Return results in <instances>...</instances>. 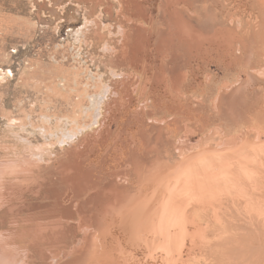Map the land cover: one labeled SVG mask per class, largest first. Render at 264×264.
Listing matches in <instances>:
<instances>
[{
  "label": "rangeland",
  "instance_id": "1",
  "mask_svg": "<svg viewBox=\"0 0 264 264\" xmlns=\"http://www.w3.org/2000/svg\"><path fill=\"white\" fill-rule=\"evenodd\" d=\"M263 69L264 0H0V264H264Z\"/></svg>",
  "mask_w": 264,
  "mask_h": 264
},
{
  "label": "bare ground",
  "instance_id": "2",
  "mask_svg": "<svg viewBox=\"0 0 264 264\" xmlns=\"http://www.w3.org/2000/svg\"><path fill=\"white\" fill-rule=\"evenodd\" d=\"M218 46H219V45H218ZM259 72H260V71H259ZM261 73H262V75L264 76V69L261 71ZM178 81H179V80H178ZM220 96H221V94H220ZM235 103H236V102H235ZM255 131H256V129H255ZM245 132H246V130H245ZM254 133H255V132H254ZM245 134H246V133H245ZM257 134H258V133H255V135H257ZM221 135H222V134H221ZM249 135H252V131L249 132ZM255 135H254V136H255ZM245 140H246V139H245ZM258 141H260V140H258ZM245 144L248 145L247 143H245ZM244 146H245V145H244ZM249 146H250V145H249ZM240 147H241V146H240ZM236 149H237V148H236ZM236 149H235V150H236ZM239 149H240V148H239ZM234 152H237V151H234ZM234 152H229V153H231V158H232L233 154H236V153H234ZM232 153H233V154H232ZM226 155L229 157V155H228L227 153H226ZM181 156H182V153H181ZM181 156H180V157H181ZM227 156H226V157H227ZM185 157H186V156H185ZM185 157H184V158H185ZM188 157H189V156H188ZM188 157H187V158H188ZM228 157H227V158H228ZM187 158H186V159H187ZM207 158H209V157H207ZM260 158H261V157H260ZM262 158H264V157L262 156ZM258 160H259V159H258ZM260 160H261V159H260ZM183 161H184V160H183ZM262 161H264V160H262ZM262 161H261V163H262ZM249 162H250V161H249ZM179 163L181 164L182 162H179ZM214 163H215V162H214ZM225 163H226V161H225ZM228 163H229V162H228ZM192 164H193V163H192ZM198 164H199V163H198ZM220 164H221V163H220ZM220 164H217V165H220ZM257 164H258V163H257ZM257 164H256V165H257ZM262 164H263V163H262ZM193 165H195V164H193ZM193 165H192V167H190L191 169L193 168ZM196 165H197V164H196ZM243 165H244V164H243ZM253 165H254V164H253ZM180 166H181V165H180ZM233 166H234V165H232V167H233ZM254 166H255V165H254ZM254 166H253V167H254ZM218 167H219V166H218ZM218 167H217V168H218ZM224 167H225V166H224ZM213 168H214V167H213ZM239 168H240V166H239ZM242 168H243V167H241V170H242ZM250 168H251V167H250ZM176 169H177V168H176ZM176 169H175V171H176ZM231 169H232V168H231ZM254 169H255V168H254ZM257 169H258V167H257ZM260 169H261V168H260ZM183 170H184V169H183ZM213 170H214V169H213ZM229 170H230V169H229ZM190 171H192V170L188 169V175H193V173H190V174H189ZM205 171H206V170H205ZM247 171H248V170H247ZM149 172H150V171H149ZM164 172H166V171H164ZM170 172H171V171L168 170L167 173H170ZM173 172H174V171H173ZM177 172H178V171H177ZM238 172H239V171H238ZM249 172H250V171H249ZM249 172H248V173H249ZM185 173H186V172H185ZM240 173H241V172H240ZM244 173H245V172H244ZM250 173H251V172H250ZM173 174H174V173H173ZM175 174H176V173H175ZM183 174H184V173H183ZM183 174H181V175H183ZM245 174H246V173H245ZM152 175H153V174H152ZM173 176H174V175H173ZM176 176H177V175H176ZM223 176H224V175H223ZM239 176H240V175H239ZM248 176H249V175H248ZM162 177H163V176H161V178H162ZM178 177H179V176H178ZM204 177H205V175H204ZM217 177H218V176H217ZM166 178H167V177H166ZM168 178H169V177H168ZM176 178H177V177H176ZM221 178H222V177H221ZM246 178H247V177H246ZM157 179H160V178L158 177ZM174 179H175V178H174ZM213 179H214V178H213ZM223 179H224V178H223ZM229 179H230V178H229ZM166 180H167V179H166ZM166 180H165V181H166ZM169 180H170V179H169ZM172 180H173V177H172ZM181 180H183V179L181 178ZM240 180H241V179H240ZM159 181H160V180H159ZM174 181H175V183H176V182L178 183V182H180V178H179V181H178V180H174ZM187 181H188V180H187ZM210 181H211V180H210ZM210 181H209V182H210ZM223 181H224V180H223ZM232 181H233V180H232ZM169 182H170V181H169ZM169 182H167V183H169ZM188 182H189V181H188ZM188 182H186V183H188ZM200 182H202V181H200ZM203 182H205V181H203ZM209 182H207V183H209ZM226 182H227V181H226ZM234 182H235V181H234ZM155 183H157V182H155ZM163 183H164V182H163ZM163 183H162V187H163ZM171 183H172V182H171ZM186 183L184 182V184H186ZM198 183H199V182H198ZM211 183H212V181H211ZM221 183H222V185H223L222 180H221ZM224 183H225V182H224ZM237 183H238V182H237ZM250 183H252V182H250ZM179 184H180V183H179ZM184 184H183V185H184ZM199 184H200V183H199ZM212 184H213V183H212ZM214 184H215V183H214ZM218 184H220V181H219ZM181 185H182V183L180 184V188L182 189L183 186H181ZM232 185H233V184H232ZM175 186H176V184L173 185V187H175ZM184 186H185V185H184ZM200 186H201V185H200ZM214 186H215V185H214ZM216 186H217V185H216ZM233 186H234V185H233ZM236 186H238V185H236ZM236 186H235V187H236ZM162 187H161V188H162ZM170 187H171V186H170ZM170 187H169V188H170ZM235 187H234V188H235ZM239 187H240V186H239ZM166 188H167V187H166ZM175 188H176V187H175ZM196 188H197V187H196ZM237 188H238V187H237ZM170 189H172V188H170ZM178 189H179V188H178ZM178 189H177V190H178ZM194 189H195V188H194ZM207 189H208V188H207ZM168 190H169V189H168ZM175 190H176V189H175ZM202 190H203V189H202ZM208 190H209V189H208ZM165 191H166V190H165ZM235 191H236V188H235ZM161 192H162V191H161ZM169 192H170V191H169ZM169 192H168V193H169ZM214 192H215V191H214ZM219 192H220V191H219ZM239 192H240V191H239ZM166 193H167V192H166ZM210 193H211V192H209V194H210ZM216 193H217V192H216ZM220 193H221V192H220ZM171 195H172V194H171ZM206 195H207V194H206ZM185 196H186V195H185ZM185 196H184V194H180V195H178V198H177V199L180 201V203H184V202L186 203V202H188L189 197H188V196L185 197ZM158 197H159V196H158ZM163 197H164V196H163ZM134 198H135V197H134ZM170 199H171V198H170ZM156 200H158V199H156ZM204 200H205V199H204ZM166 201H167V200H166ZM168 201H169V198H168ZM201 201H202V198H201ZM261 201H263V200H261ZM160 202H161V201H160ZM126 203H127V202H126ZM145 203H146V202H145ZM162 203H163V201H162ZM185 203H184V204H185ZM258 203H260V202H258ZM157 204H159V202H158ZM157 204H156V205H157ZM147 205H149V203H148ZM147 205H146V206H147ZM258 205H260V204H258ZM112 206H113V205H112ZM161 206H162V205H160V209H161ZM148 207H149V206H148ZM158 207H159V206H158ZM165 207L167 208V206H165ZM146 208H147V207H146ZM154 209H157V208H154ZM146 210H147V209H146ZM149 210H150V209H149ZM162 210L165 211L164 208H162ZM180 210H181V209H180ZM260 210H261V208H260ZM163 211H162V212H163ZM246 211H247V210H246ZM149 212H150V211H147V216H146L147 219H148V217H149V216H148V213H149ZM166 212H167V211H166ZM248 212H249V211H248ZM263 213H264V210H263ZM142 214H143V213H142ZM153 214H154V213H153ZM149 215H150V214H149ZM249 215H250V214H248V216H249ZM158 216H159V214H158ZM178 216H179V215H178ZM195 216H197V215H195ZM250 216H251V215H250ZM141 217H142V215H141ZM151 217H152V215H151ZM160 217L162 218L163 215H160ZM184 218H185V216H184ZM250 218H251V217H250ZM250 218H249V219H250ZM113 219H114V217H113ZM128 219H129V218H128ZM128 219H127V220H128ZM131 219H132V218H131ZM131 219L128 220L129 223H130ZM142 219H143V218H142ZM149 219H150V218H149ZM162 219H163V218H162ZM162 219H161V220H162ZM161 220H160V223H161ZM177 220H178V219H177ZM150 221H151V219H150ZM185 221H186V220H185ZM142 222H143V220H142ZM142 222L140 223L141 225H142ZM145 222H146V221H145ZM175 222H176V220H175ZM129 223H128V224H129ZM143 223H144V222H143ZM157 223H158V222H157ZM199 223H200V222H199ZM199 223H198V224H199ZM123 224H124V223H123ZM175 224H178V223L176 222ZM130 225H131V224H130ZM130 225H128V226H130ZM141 225H140V226H141ZM144 225H145V223H144ZM140 226H139V227H140ZM147 226H148V225H147ZM180 226H181V225H180ZM191 226H192V223H191ZM196 226H197V225H196ZM125 227H126V226H125ZM130 227H131V226H130ZM149 227H150V226H149ZM193 227H194V225H193ZM193 227H192V228H193ZM135 228H136V227H135ZM135 228H134V229H135ZM156 228H157V227H156ZM164 228H165V227H164ZM136 229H137V228H136ZM139 229H141V228H139ZM142 229H143V226H142ZM142 229H141V231H142ZM150 229H151V228H150ZM153 229H154V225H153ZM153 229H152V233H153ZM159 229H160V228H159ZM193 230H194V228H193ZM193 230H191V231H193ZM132 231H133V230H132ZM134 231H135V230H134ZM141 231H140V232H141ZM148 231H149V230H148ZM148 231H147V232H148ZM157 231H158V230H157ZM159 231H160V230H159ZM175 231H176V230H175ZM209 231H210V230H209ZM142 232H143V231H142ZM187 232L189 233V231H187ZM187 232H186V233H187ZM195 232H196V231H195ZM195 232H194V233H195ZM257 232H258V231H257ZM131 233H132V232H131ZM131 233H130V234H131ZM149 233H150V232H149ZM157 233H158V232H157ZM126 234H127V233H126ZM132 234H133V233H132ZM135 234H136V233H135ZM158 234H159V233H158ZM114 235H115V234H114ZM156 235H157V234H156ZM196 235H197V234H196ZM198 235H199V234H198ZM131 236H132V238H133L134 235H131ZM136 236H137V235H136ZM160 236H161V235H160ZM162 236H163V235H162ZM164 236H165V235H164ZM262 236H263V235H262ZM145 237H146V235H145ZM145 237H144V238H145ZM196 237H197V236H196ZM198 237H199V236H198ZM132 238H131V239H132ZM137 238H139V237H137ZM137 238H136V239H137ZM144 238H143V241L145 240ZM194 238H195V237H194ZM127 239H128V238H127ZM136 239H135V240H136ZM139 239H140V238H139ZM141 239H142V238H141ZM209 239H210V238H209ZM188 240H189V239H188ZM100 241H101V240H100ZM112 241H113V240H112ZM128 241H129V239H128ZM128 241H127V242H128ZM136 241H137V240H136ZM152 241H153V240H152ZM91 242H92V241H91ZM134 242H135V241H133V243H134ZM144 242H145V241H144ZM184 242H185V241H184ZM196 242H197V241H196ZM101 243H102V242H101ZM133 243H132V244H133ZM185 243H186V242H185ZM190 243H191V242H190ZM102 245H104V244H102ZM112 246H113V245H112ZM114 246H115V245H114ZM114 246H113V247H114ZM129 246H130V245H129ZM184 246H185V245H184ZM184 246H183V247H184ZM191 246H192V245H191ZM195 246H196V245H195ZM100 247H101V246H100ZM121 247H122V246H121ZM136 247H137V246H136ZM204 247H206V246H204ZM105 248H106V247H104V249H105ZM114 248H115V247H114ZM122 248H123V247H122ZM144 248H146V247L144 246ZM159 248H160V247H159ZM209 248H210V247H209ZM112 249H113V248H112ZM112 249L110 248L111 251H112ZM149 249H150V248H149ZM204 249H205V248H204ZM114 250H115V249H114ZM128 250H129V249H128ZM181 250H182V249H181ZM181 250H179V251H181ZM125 252H126V251H125ZM130 252H132V251L130 250ZM182 252H183V251H182ZM189 252H190V251H189ZM99 253H100V252H99ZM113 253H114V252H113ZM132 253H133V252H132ZM84 254H85V253H84ZM117 254H118V253H117ZM53 255H54V254H53ZM118 255H119V254H118ZM122 255H123V254H122ZM144 255H146V254H144ZM86 256H87V255H86ZM155 256H156V255H155ZM105 257H106V255H105ZM116 257H117V255H116ZM85 258H87V257H85ZM99 258H100V257H99ZM103 258H104V257H103ZM127 258H128V257H127ZM162 258H163V257H162ZM162 258H161V259H162ZM204 258H205V257H204ZM109 259H110V258H109ZM125 259H126V258H125ZM125 259H124V260H125ZM131 259H133V258H131ZM100 260H102V259L100 258ZM113 260H114V259H113ZM128 260H129V259H128ZM145 260H146V259H145ZM162 260H163V259H162ZM162 260H161V261H162ZM166 260H167V258H166ZM168 260H169V258H168ZM214 260H215V259H214ZM105 261H106V260H105ZM115 261H116V260H114V262H115ZM82 262H83V261H82ZM89 262H90V261H89ZM120 262H121V261H120ZM124 262H125V261H124ZM126 262H127V261H126ZM126 262H125V263H126ZM136 262H137V261H136ZM106 263H107V262H106ZM117 263H119V262H117ZM162 263H163V262H162ZM108 264H109V263H108ZM128 264H129V262H128ZM237 264H238V263H237Z\"/></svg>",
  "mask_w": 264,
  "mask_h": 264
}]
</instances>
